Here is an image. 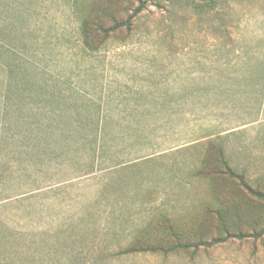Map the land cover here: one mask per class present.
Wrapping results in <instances>:
<instances>
[{
	"label": "rangeland",
	"instance_id": "374dc122",
	"mask_svg": "<svg viewBox=\"0 0 264 264\" xmlns=\"http://www.w3.org/2000/svg\"><path fill=\"white\" fill-rule=\"evenodd\" d=\"M143 1L0 2V264H264L118 254L264 228V0Z\"/></svg>",
	"mask_w": 264,
	"mask_h": 264
},
{
	"label": "trees",
	"instance_id": "16d2710c",
	"mask_svg": "<svg viewBox=\"0 0 264 264\" xmlns=\"http://www.w3.org/2000/svg\"><path fill=\"white\" fill-rule=\"evenodd\" d=\"M149 0H145L143 1L140 6L137 8L136 10V14L140 13L143 8L145 7V4L148 2ZM132 18V16H131ZM131 18H129L126 21H122V22H115L114 25H112L110 27V31H117L120 30L121 28L125 27V29L127 31L131 30ZM82 33H83V37L86 40L89 38V36H91V34L93 33L92 30L88 27L87 23L84 22V24H82ZM87 44V43H86ZM225 164V163H222ZM225 166V165H224ZM226 168V166H225ZM220 170V169H219ZM222 171V170H220ZM228 172H231L232 170L230 169V167L227 166L226 170ZM252 193H254L256 196H262L260 193H255L254 191H252ZM218 216H222L221 214H218ZM169 232H174L175 230L172 229ZM264 238V228L259 229V230H254L250 233H243V232H230V231H225V233L223 235H220L218 237H214L208 241H196V242H190V243H182L179 240H175L176 242L169 245L168 247L165 246H142L140 245L139 247H135L134 244L135 243H141V239L140 237L137 235L134 238L135 243H133V245H129L127 247H125L124 249H122L118 254L120 256H128V255H132V254H143V253H159V254H163V255H169V254H173V253H179V252H183V251H188V250H193L198 251L201 248H212L215 246H219L222 244H225L227 242H230L232 240H248V239H254V240H259Z\"/></svg>",
	"mask_w": 264,
	"mask_h": 264
},
{
	"label": "crops",
	"instance_id": "0c3cea01",
	"mask_svg": "<svg viewBox=\"0 0 264 264\" xmlns=\"http://www.w3.org/2000/svg\"><path fill=\"white\" fill-rule=\"evenodd\" d=\"M3 1H5V0H0V2H3ZM219 65L220 64L218 63V66ZM183 76H185V75H182V77L179 80H177V82L181 86V88L184 85V91L186 93L185 96H187L188 95L187 91H189V88H190L188 86V82L189 81H188V79L183 78ZM185 96H184V101L187 102L188 99L187 98L185 99ZM226 99L224 98V96L218 95V104L222 105V103H223V107L222 106L221 107L218 106V110L220 111V113H218V138L219 139H223V138L225 139L227 137H230L231 134L234 133L237 129L246 127L245 124L242 125V126H238V127L235 126L234 128L228 126V124L231 122V120L228 118V116H227V118L225 117L226 108H225L224 105H226V102H225V101H227ZM187 108H188L187 104H184V111L182 110V112H184V115L188 116V113L185 110ZM220 125H222V126H220ZM210 138H212V136L203 137V138H200V140H204L205 141V140H209ZM193 139H196V142H198L197 139H199V136L196 137V138H193ZM196 142H191V144H194Z\"/></svg>",
	"mask_w": 264,
	"mask_h": 264
}]
</instances>
